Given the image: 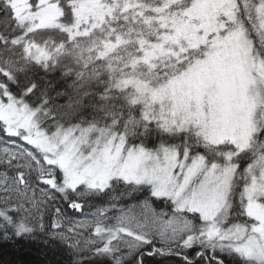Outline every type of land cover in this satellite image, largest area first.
<instances>
[{"label": "snow or ice", "instance_id": "1", "mask_svg": "<svg viewBox=\"0 0 264 264\" xmlns=\"http://www.w3.org/2000/svg\"><path fill=\"white\" fill-rule=\"evenodd\" d=\"M37 241L264 264V0H0V247Z\"/></svg>", "mask_w": 264, "mask_h": 264}, {"label": "trees", "instance_id": "2", "mask_svg": "<svg viewBox=\"0 0 264 264\" xmlns=\"http://www.w3.org/2000/svg\"><path fill=\"white\" fill-rule=\"evenodd\" d=\"M69 214L71 211L69 210ZM28 260L39 261L43 259V247L37 241L36 243L21 242L16 246H3L0 247V261H4L8 264L10 261L15 260Z\"/></svg>", "mask_w": 264, "mask_h": 264}]
</instances>
